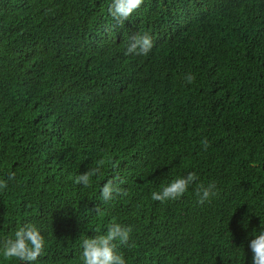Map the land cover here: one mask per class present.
<instances>
[{
    "label": "trees",
    "instance_id": "1",
    "mask_svg": "<svg viewBox=\"0 0 264 264\" xmlns=\"http://www.w3.org/2000/svg\"><path fill=\"white\" fill-rule=\"evenodd\" d=\"M111 3L0 0V179L16 174L0 190V244L31 223L46 242L33 264H82V241L116 222L132 228L117 242L126 264H252L264 228V0H143L122 26ZM135 34L152 38L146 56L125 55ZM100 159L90 187L74 183ZM189 172L180 199H151ZM117 174L127 195L105 203L100 188ZM201 183L216 185L204 204Z\"/></svg>",
    "mask_w": 264,
    "mask_h": 264
},
{
    "label": "clouds",
    "instance_id": "2",
    "mask_svg": "<svg viewBox=\"0 0 264 264\" xmlns=\"http://www.w3.org/2000/svg\"><path fill=\"white\" fill-rule=\"evenodd\" d=\"M143 0H112L108 9L111 17L118 25H123L126 20L142 5ZM197 5V3H196ZM200 19L204 21V12L202 6H197ZM153 47L152 38L148 34H135L130 37V42L127 46L125 55L133 54L136 56H146ZM18 60H23L17 58ZM187 84H192L195 81V76L188 73L184 77ZM182 86V83H181ZM36 89V103L41 108L42 102L40 97L47 94ZM106 103L110 106L120 105L116 97V92L110 91L106 95ZM51 108H46L42 114L51 120ZM203 150H207L209 142L207 139L201 141ZM106 161L100 159L96 161V167L88 169L83 174L75 177L74 183L84 187H90L92 178L100 173L101 168ZM15 172L8 174L7 180L0 179V190L6 189L8 181L15 179ZM197 180V175L194 172H189L186 176L178 177L166 186H160L157 191H153L151 199L161 203L166 201H175L180 199L189 186ZM124 181L117 174L113 178L108 179L100 188V198L103 202H109L116 196L127 195V192L119 185ZM215 183H209L207 186L198 184L195 189V195L198 197L197 203L204 204L210 198L216 195ZM97 211L99 209H96ZM132 232L131 226H124L120 223L113 222L108 227L104 234L95 235L92 238H85L82 241V264H126L122 254L116 251L117 242L121 245H127ZM45 238L38 228L31 223H26L20 226L11 237H7L0 244V258L5 261L17 260L20 262H28L33 264L38 258L45 254ZM134 246V245H130ZM249 247L252 252V264H264V228H261L259 233L254 236L249 242Z\"/></svg>",
    "mask_w": 264,
    "mask_h": 264
},
{
    "label": "rangeland",
    "instance_id": "3",
    "mask_svg": "<svg viewBox=\"0 0 264 264\" xmlns=\"http://www.w3.org/2000/svg\"><path fill=\"white\" fill-rule=\"evenodd\" d=\"M23 123H24V121H23V120H20L18 123L14 124V125L12 126V128L8 131L6 137H9V136H10V134H9L10 131H17V132L14 133V135L17 134V133L19 132V126H20L21 124H23ZM184 205H185V204H183V206H184ZM234 227H235V226H234ZM234 229H235V228H234Z\"/></svg>",
    "mask_w": 264,
    "mask_h": 264
},
{
    "label": "bare ground",
    "instance_id": "4",
    "mask_svg": "<svg viewBox=\"0 0 264 264\" xmlns=\"http://www.w3.org/2000/svg\"><path fill=\"white\" fill-rule=\"evenodd\" d=\"M236 101V100H235ZM213 246V245H212Z\"/></svg>",
    "mask_w": 264,
    "mask_h": 264
}]
</instances>
